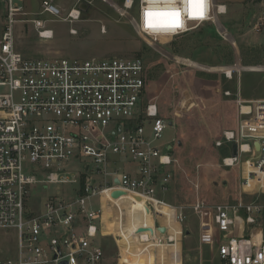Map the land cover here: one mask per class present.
Instances as JSON below:
<instances>
[{
  "label": "built area",
  "instance_id": "2783aa9c",
  "mask_svg": "<svg viewBox=\"0 0 264 264\" xmlns=\"http://www.w3.org/2000/svg\"><path fill=\"white\" fill-rule=\"evenodd\" d=\"M24 2L0 0L5 22L0 37V231L13 232L17 239L14 255L0 264H183L185 209L162 197L177 161L170 143L156 144L169 120L148 98L144 61L26 58L15 47V24H32L37 38L49 41L54 32L42 15L72 24L80 21L82 3L63 14L55 0H42L41 11L30 18ZM133 5L139 33L155 40L189 34L227 13L217 0L124 2L126 9ZM173 11L178 17L153 15L155 27L148 26V13ZM176 19L179 27L165 26ZM252 30L264 31V6ZM222 72L226 80L234 72L240 76L231 69ZM235 98L234 127L215 146L230 152L222 158L224 167H240L243 194L264 193V99L245 101L240 93ZM55 185L72 186L70 194L45 200L32 194ZM114 192L122 195L114 198ZM93 197L99 199L98 208L88 204ZM137 201L142 204L133 211ZM105 207L112 209L110 233H104ZM211 209L214 230L227 235L218 241L219 262L264 264V238L258 231L262 206L240 198ZM211 209L201 200L192 207L197 214ZM133 212L149 218L138 221ZM202 226L211 235L205 222ZM105 239L114 252L110 262Z\"/></svg>",
  "mask_w": 264,
  "mask_h": 264
},
{
  "label": "rangeland",
  "instance_id": "374dc122",
  "mask_svg": "<svg viewBox=\"0 0 264 264\" xmlns=\"http://www.w3.org/2000/svg\"><path fill=\"white\" fill-rule=\"evenodd\" d=\"M41 1L25 0L23 6L31 13L30 18L41 11ZM260 1L264 2L227 0V14L219 16L215 23L183 36L158 40L139 33L136 5L126 9L125 0H55L63 14L79 2L89 5V9L80 15V21L72 24L43 14L54 32L49 41L38 39L32 24L14 25L15 47L26 58L137 57L144 61L148 98L155 100L162 115L172 122L156 144L172 145L175 140L171 155L177 164L172 168L174 178L166 200L185 209L183 264H221L217 257L218 241L227 235L214 230L211 207L215 205H234L240 198L244 203L261 205L258 231L264 238V193L243 194L240 167H224L222 158L230 152L225 146H215L222 133L234 127L237 93L245 101L264 99V31L256 34L252 30L264 6ZM3 15L4 7L0 4V37L5 27ZM103 27L105 32H101ZM70 28L76 34L71 35ZM223 69L238 71L240 76L234 72L232 80H226ZM225 91L231 95L225 96ZM71 188L55 185L32 194L45 200L70 194ZM197 200L212 211L197 214L199 211L192 210ZM88 204L98 208L99 199L93 197ZM141 204L137 201L133 211ZM104 209V233H110L114 227V221L109 220L112 209ZM135 214L138 221L149 218L136 212L133 217ZM238 217L240 220V213ZM204 222L211 235L202 228ZM110 243V239L102 243L109 262L114 255ZM16 244L13 232L0 231V259L12 257Z\"/></svg>",
  "mask_w": 264,
  "mask_h": 264
},
{
  "label": "snow or ice",
  "instance_id": "6c2138e0",
  "mask_svg": "<svg viewBox=\"0 0 264 264\" xmlns=\"http://www.w3.org/2000/svg\"><path fill=\"white\" fill-rule=\"evenodd\" d=\"M153 15H167V16L178 17L179 13L173 11V12L156 13V14H154V13H151V12H150V13H148V16H149L148 26H149V27H155V25L153 24V22H152V20H151V17H152ZM201 15H202V13H201ZM165 26H167V27H179L180 24H179L178 19H176V20H174L171 24H168V25H165Z\"/></svg>",
  "mask_w": 264,
  "mask_h": 264
},
{
  "label": "water",
  "instance_id": "95a60500",
  "mask_svg": "<svg viewBox=\"0 0 264 264\" xmlns=\"http://www.w3.org/2000/svg\"><path fill=\"white\" fill-rule=\"evenodd\" d=\"M80 8L82 11H86L87 10V4H82ZM170 125H171V123H170ZM231 149H232V156L233 157L236 156L237 155V146L235 144H233ZM115 182H117V181H115ZM121 195H122L121 192H114L112 196L114 198H118ZM161 231L163 232V229H161Z\"/></svg>",
  "mask_w": 264,
  "mask_h": 264
},
{
  "label": "crops",
  "instance_id": "0c3cea01",
  "mask_svg": "<svg viewBox=\"0 0 264 264\" xmlns=\"http://www.w3.org/2000/svg\"><path fill=\"white\" fill-rule=\"evenodd\" d=\"M217 2H218V0H217ZM225 2H227V0H222L221 2H219L220 4H224L226 7H227V11H228V5H227V3H225ZM261 3H262V1H260ZM262 4H264V2L262 3ZM227 14V13H226ZM170 123H171V125H172V122H170L169 121V126H171L170 125ZM174 143H175V140L173 141V144L171 145V149H170V155H171V153L173 152V148H174ZM226 147V146H225ZM228 149V148H227ZM172 156V155H171ZM173 169H171V173H172V179L174 178V175H173V171H172ZM172 181V180H171ZM170 186H171V184H170ZM170 189V188H169ZM168 193V192H167ZM167 193H165V194H163L164 196H162L165 200H166V194ZM167 201V200H166ZM170 203V202H169Z\"/></svg>",
  "mask_w": 264,
  "mask_h": 264
},
{
  "label": "flooded vegetation",
  "instance_id": "af4514ba",
  "mask_svg": "<svg viewBox=\"0 0 264 264\" xmlns=\"http://www.w3.org/2000/svg\"><path fill=\"white\" fill-rule=\"evenodd\" d=\"M88 9H89V5H87V10H88ZM87 10H86V11H87ZM86 11H82V10H81L82 13H83V12H86Z\"/></svg>",
  "mask_w": 264,
  "mask_h": 264
},
{
  "label": "trees",
  "instance_id": "16d2710c",
  "mask_svg": "<svg viewBox=\"0 0 264 264\" xmlns=\"http://www.w3.org/2000/svg\"><path fill=\"white\" fill-rule=\"evenodd\" d=\"M147 85H149V81H148V79H147ZM149 91V90H148Z\"/></svg>",
  "mask_w": 264,
  "mask_h": 264
},
{
  "label": "bare ground",
  "instance_id": "6f19581e",
  "mask_svg": "<svg viewBox=\"0 0 264 264\" xmlns=\"http://www.w3.org/2000/svg\"><path fill=\"white\" fill-rule=\"evenodd\" d=\"M104 215V214H103Z\"/></svg>",
  "mask_w": 264,
  "mask_h": 264
}]
</instances>
